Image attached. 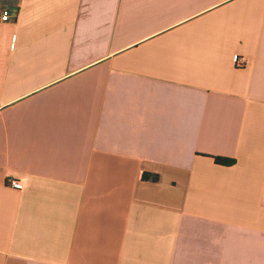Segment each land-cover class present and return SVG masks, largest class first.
I'll list each match as a JSON object with an SVG mask.
<instances>
[{
	"label": "crops",
	"instance_id": "0c3cea01",
	"mask_svg": "<svg viewBox=\"0 0 264 264\" xmlns=\"http://www.w3.org/2000/svg\"><path fill=\"white\" fill-rule=\"evenodd\" d=\"M5 9L0 264H264V0Z\"/></svg>",
	"mask_w": 264,
	"mask_h": 264
},
{
	"label": "built area",
	"instance_id": "2783aa9c",
	"mask_svg": "<svg viewBox=\"0 0 264 264\" xmlns=\"http://www.w3.org/2000/svg\"><path fill=\"white\" fill-rule=\"evenodd\" d=\"M12 20V16L9 10L5 9L1 12L0 14V21L1 22H9ZM243 58L240 56L235 57V63L238 65L240 63H243ZM7 186L15 189V190H22L24 189L25 185L22 180L13 178V177H8L7 178Z\"/></svg>",
	"mask_w": 264,
	"mask_h": 264
},
{
	"label": "trees",
	"instance_id": "16d2710c",
	"mask_svg": "<svg viewBox=\"0 0 264 264\" xmlns=\"http://www.w3.org/2000/svg\"><path fill=\"white\" fill-rule=\"evenodd\" d=\"M215 160L218 164H222V165H231L233 163L232 160L222 157H216Z\"/></svg>",
	"mask_w": 264,
	"mask_h": 264
}]
</instances>
